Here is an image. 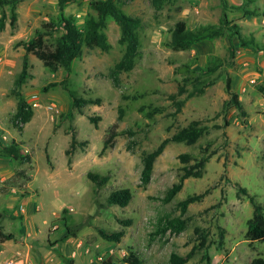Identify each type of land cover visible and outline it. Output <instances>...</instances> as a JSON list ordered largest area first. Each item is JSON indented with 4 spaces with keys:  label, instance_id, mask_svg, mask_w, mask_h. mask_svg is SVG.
<instances>
[{
    "label": "rangeland",
    "instance_id": "1",
    "mask_svg": "<svg viewBox=\"0 0 264 264\" xmlns=\"http://www.w3.org/2000/svg\"><path fill=\"white\" fill-rule=\"evenodd\" d=\"M95 1L61 8L58 0H20L16 27L10 25L11 9L0 7V18H7L0 32V142H16L31 158L0 156V229L13 235L9 244L1 243L0 264H128L131 253L141 264H169L173 253L190 256L186 264H250L264 257V242L246 237L254 203L264 208V17L245 14L264 9V0H171L159 11L152 0H125L123 11L142 24L135 68L116 84L110 76L124 54L121 28L113 19L106 30L111 49L84 47L70 73L54 72L28 55L22 93L33 118L19 131L11 123L18 103L11 90L26 54L19 43L62 16L83 29L96 15ZM182 25L186 31L213 27L220 34L176 51L173 34ZM62 34L61 28L48 34L47 45L53 47ZM241 40L252 44L242 47ZM185 65L195 71L214 65L216 82L175 115L170 96L183 82ZM229 85L245 116L225 110ZM72 95L94 102L81 114ZM143 106L164 113L150 119L140 111ZM90 117L99 119L97 125ZM193 121L208 133L193 146L170 143L155 162L150 183L143 184L144 153ZM204 149L212 155L204 176L186 179L176 197L165 202L188 165L180 156L201 159ZM89 173L109 180L98 186ZM124 189L133 194L130 204L110 205L112 193ZM200 194L204 198L183 212L181 203ZM174 219L185 221L186 229L164 232ZM120 231L125 233L120 242L102 236Z\"/></svg>",
    "mask_w": 264,
    "mask_h": 264
},
{
    "label": "trees",
    "instance_id": "2",
    "mask_svg": "<svg viewBox=\"0 0 264 264\" xmlns=\"http://www.w3.org/2000/svg\"><path fill=\"white\" fill-rule=\"evenodd\" d=\"M61 8H64L67 4L76 2L78 0H58ZM171 0H152L153 5L157 11L161 10L166 2ZM174 1V0H173ZM254 0H249L252 3ZM20 0H0V7L8 6L11 9V21L10 25L16 27L18 22V14L16 12L17 4ZM125 0H99L91 3L92 8L96 12L95 16L89 17L86 25L83 29L79 28L75 20L71 17L62 16L59 20H54L48 24L43 25V30L37 31L36 35L29 41H22L19 46H22L25 50V58L23 62V69L18 78L15 80L14 88L11 90V94L16 97L17 110L11 119L12 125L19 131H23L25 126L32 121L33 108L30 103L24 98L22 93L23 85L29 75V62L28 55L32 54L40 61L43 62L46 68L57 72L64 70L67 73L72 72L73 63L76 59L83 55L84 47L90 49H101L102 51H109L111 44L107 36L106 30L109 19H113L120 25L121 37L120 44L124 47V54L122 58L114 65L110 71V76L114 80L115 84L118 83L120 77L132 71L136 66V61L140 54V37L139 30L141 29V21L138 18H134L123 11L121 5H124ZM247 16L264 17V9L257 8L255 10H246ZM7 26V18L5 14L0 18V32L4 31ZM63 29V34L57 39L56 44L53 47L47 45L46 36L52 34L59 29ZM220 31L213 27H204L196 31H186L185 25H182L181 29L176 30L173 34L172 47L176 51L190 50L195 44L211 39L216 35H219ZM242 47H248L252 43L244 42L241 40ZM185 77L183 82L179 86L178 92L170 96L176 111L175 115L182 112L187 100L189 98L199 96L205 93V91L215 84L216 79H212V74L216 71V67L210 66L200 71H195L191 66L185 65L182 67ZM56 84H52L55 86ZM228 93L230 99L225 103V110H238L243 116L247 114L240 97L235 92L231 85L228 86ZM48 90L47 88L45 89ZM186 95L184 99L180 97ZM73 108L77 109L81 114L83 109L89 104L93 103L92 100H87L82 97H76L72 95ZM128 98V97H126ZM139 96L133 97L137 100ZM140 111L145 115L154 119L156 116L163 114L162 108H140ZM122 117V114L120 118ZM98 118L90 117V121L97 125ZM208 133V127L203 126L200 121H193L188 126L177 131L172 137L165 139L157 149L151 153H144L143 155V172L142 181L147 185L150 183L154 171L155 162L162 155L166 147L170 143H184L188 146L197 144ZM113 140H107L105 142V149L108 148ZM77 141L75 136L72 138L71 146L74 149ZM208 149H204V156L201 159H193L190 154H182L180 159L183 163L188 165L183 168V175L180 182L175 184L167 193L164 198L165 202H171L176 195L182 190L186 179L202 178L205 174L206 165L209 163L211 154H207ZM71 151H68L69 155ZM0 156L11 158L14 160H30V156L24 155L19 145L14 142L11 146H5L0 142ZM194 160V163L191 162ZM89 178L95 182L98 186L105 185L109 178L99 177L93 173H89ZM204 194L194 195L188 197L181 203L183 212H186L188 207L199 202L204 198ZM133 194L129 189L119 190L113 192L108 199L110 205H117L120 207H127L132 201ZM128 221L126 224H130ZM186 229V222L181 219H174L169 221L164 228V232L167 230H173L175 233H181ZM70 230V229H69ZM124 231L108 234L102 232V236L109 241L120 242ZM247 239L251 241L264 242V208L260 204L254 203V211L252 217L248 220V228L246 233ZM202 242L200 247H205L206 237L201 236ZM13 235H8L0 229V242L12 240ZM190 256L181 257L180 255L173 253L171 255L169 264H186L189 261ZM128 264H141L139 257L135 253H131L126 259ZM250 264H264V257L255 258Z\"/></svg>",
    "mask_w": 264,
    "mask_h": 264
},
{
    "label": "crops",
    "instance_id": "3",
    "mask_svg": "<svg viewBox=\"0 0 264 264\" xmlns=\"http://www.w3.org/2000/svg\"><path fill=\"white\" fill-rule=\"evenodd\" d=\"M9 241H10V240L5 241V242H0V251H1V243H2V245H4V244H9Z\"/></svg>",
    "mask_w": 264,
    "mask_h": 264
},
{
    "label": "built area",
    "instance_id": "4",
    "mask_svg": "<svg viewBox=\"0 0 264 264\" xmlns=\"http://www.w3.org/2000/svg\"><path fill=\"white\" fill-rule=\"evenodd\" d=\"M6 264H10V262H6Z\"/></svg>",
    "mask_w": 264,
    "mask_h": 264
}]
</instances>
